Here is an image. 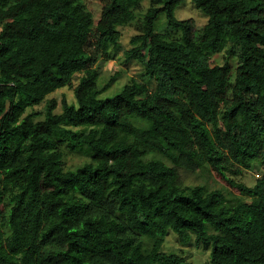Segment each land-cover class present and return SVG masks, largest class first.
I'll use <instances>...</instances> for the list:
<instances>
[{"label":"trees","instance_id":"16d2710c","mask_svg":"<svg viewBox=\"0 0 264 264\" xmlns=\"http://www.w3.org/2000/svg\"><path fill=\"white\" fill-rule=\"evenodd\" d=\"M97 1L98 18L87 0H0V264H184L170 230L210 264H264V0H192L200 31L185 0H150L124 51L145 79L107 96L99 62L143 0ZM228 48L235 67L214 60ZM206 169L240 195L182 178Z\"/></svg>","mask_w":264,"mask_h":264},{"label":"rangeland","instance_id":"374dc122","mask_svg":"<svg viewBox=\"0 0 264 264\" xmlns=\"http://www.w3.org/2000/svg\"><path fill=\"white\" fill-rule=\"evenodd\" d=\"M89 7L95 12L96 18L101 14L102 5L97 0H87ZM150 5V0H143L140 7H138L137 14L138 18L136 21L129 25L120 26L118 29L121 31V40L119 47H110L107 54H104L99 62L101 69V75L99 78V86L102 90L101 96L112 95L119 91L125 84L135 80H144V67L137 61L128 60L124 54V51L131 48V38L138 32V27L141 24V17L144 15L146 9ZM176 15L180 18H194L196 20V25L200 31L204 24L208 20V16L201 11L192 0H185L178 5L176 9ZM167 20L165 15L162 14L157 22V28L159 31L167 30ZM173 36H178L179 34L174 32ZM229 48L222 53L214 55V60L216 63L222 64L227 59L230 60L233 67L237 65V57L230 55L228 52ZM153 86V83H151ZM67 98L70 102H75V92L72 87L59 88L56 91L50 93L47 97L48 100L56 99L58 106L56 111H62L63 99ZM47 99L42 103L30 107L27 112L35 111L38 112L37 117L43 118L45 116L48 102ZM88 154L79 149L77 151L67 150L65 156V165L67 167H73L84 160L88 159ZM262 175V171L258 168L252 170H246L239 179L248 185H254L259 176ZM182 178H184L187 183H205L211 188H221L228 196H237L240 193L231 188L229 185L224 183L219 179L214 171L201 170L197 172H184L182 171ZM164 249L167 252H177L180 253L185 258L184 264H210V252L211 246L209 244H204L198 242L195 235L191 241L187 243H182L175 231L170 230L166 236V241L164 244Z\"/></svg>","mask_w":264,"mask_h":264}]
</instances>
